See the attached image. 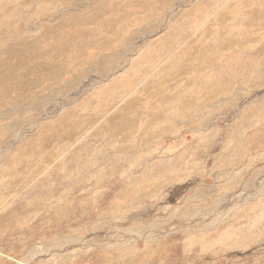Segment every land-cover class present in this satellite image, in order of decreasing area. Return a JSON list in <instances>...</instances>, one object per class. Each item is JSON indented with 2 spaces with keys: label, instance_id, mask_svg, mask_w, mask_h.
<instances>
[{
  "label": "rangeland",
  "instance_id": "rangeland-1",
  "mask_svg": "<svg viewBox=\"0 0 264 264\" xmlns=\"http://www.w3.org/2000/svg\"><path fill=\"white\" fill-rule=\"evenodd\" d=\"M1 13L0 43L34 35L45 49L75 35L41 60L50 68L0 101V264H264V0H0ZM101 39L118 45L110 72ZM198 63L188 116L124 141L97 133L121 109L134 122L137 94L190 83ZM58 68L62 89L28 101L39 94L29 85L59 83ZM126 78L103 118L72 141L53 140L65 113L105 108L111 85ZM168 94L162 109L171 113L179 94ZM15 96L19 106L6 104ZM111 118L118 126L124 115ZM49 138L42 154L54 159L30 174L23 161ZM151 181L159 186L134 188Z\"/></svg>",
  "mask_w": 264,
  "mask_h": 264
},
{
  "label": "bare ground",
  "instance_id": "bare-ground-1",
  "mask_svg": "<svg viewBox=\"0 0 264 264\" xmlns=\"http://www.w3.org/2000/svg\"><path fill=\"white\" fill-rule=\"evenodd\" d=\"M2 13L0 14V16L3 15ZM95 19L96 18L94 17V21ZM72 20L75 21L76 18L73 17ZM102 24H104V27H106L108 23L107 21L104 20ZM5 32L6 30L2 29L0 31V35H3L5 37L6 35ZM74 35H75L74 31H67L64 36L62 37L58 36L54 38V40L51 39L49 42V45L45 49L42 48L41 45L39 46L38 41L35 40L37 36H34V35L31 37H28V36L25 37L24 35H20L16 37H8L3 42H1L0 43V60L4 59V57H10L14 59V61H11L9 63H0V81L3 83V86L0 87V101H6L10 99L18 89H20L24 85L29 84L32 80L33 74L39 71H42V67L50 68L51 65L49 63H43V61L41 60H43L45 57H51L50 56L51 52H52V56L56 55L55 53L58 51L59 48L68 49L69 48L68 44L70 43L69 38L73 37ZM32 40H35V41H32ZM102 42H103L102 44H98L100 42H95L97 43L96 49L98 51H106V50L111 51L112 58L107 60L106 63H104V70H106L107 72H110L113 69V67L116 66L113 63L116 62L115 59H117V56L119 55V49L117 48L118 45L113 44L109 41H105V39ZM28 45H30L29 48H28ZM85 46L86 45H83L81 47L82 50L85 48ZM27 48L28 50L25 51ZM206 48L207 47L205 45L201 46L202 50ZM202 53L203 52H201L200 54ZM62 56L67 57V55H62ZM69 56L72 57L73 55L70 54ZM91 56H94V54H91ZM56 57H59V56H55L51 58L54 59ZM160 58H161V55H158L155 64L151 65L150 68H147L145 70V74H149L151 72V70L160 61ZM110 60L112 62H109ZM37 62H42V64L37 65L36 64ZM190 68H193L197 74V77L192 79L190 83H186L185 85H180V87L177 88L176 90H174L173 88H170V86H164V85L159 86L158 83H152V84H149L148 88L145 90L146 92L150 94L148 98L147 96H143L141 94L136 95L134 104L136 106L143 107V110L140 113H136L134 115V122H136V124L134 122H131V118L127 115V113L125 112V109H121L117 113H121L124 115V119L122 120V123L116 126L111 117L117 113L110 114V116L108 117L109 119L103 122V124L98 128L97 133L103 132V135H105L107 138L124 141V140H127L130 136H133L134 131H140L143 128H144L143 130H145L146 132L152 131L150 130V128H152L153 125L159 120L168 121L174 118L183 119V117L188 116V113L190 114L194 111V110L190 111L191 107L188 105V103H190L189 96L191 95V92L193 93L195 91L194 87H195V84L198 83V81H200V73H201V66L199 65V63L195 66L191 65ZM62 71H64L63 68H58L56 69V72L53 74L54 78L59 81V83H56L55 86H46V87L41 86V81H36L35 83L29 85L28 89L32 87H36L35 90H38L39 94H37L36 96L34 92L30 93V97L28 101H34L36 98L42 97L44 94H46L47 91H51L53 87L62 89L63 84H65L63 83L62 79L60 80V76H61L60 72ZM114 84H112L111 87H115V88H111L112 90L111 89L109 90V94L107 98H105V100L107 101V106L105 108L94 110L91 105H89L88 109H86V107L84 106L80 108V110H82L80 111L81 114L79 113L78 110L68 111L67 113L64 114V116L57 123L53 124V127L51 129V132H52L51 136L52 138H54L53 140L56 141L58 139V142H61L60 140L72 141L75 137L82 135V133H84L85 130H87L91 125L99 121V119L103 118L105 114L108 111H110L113 108V106H115L116 102L118 101V100L110 99V96L113 94L114 91H116L117 87L120 85H122V87H126L125 88V91H126L128 86L130 85V79L126 78L125 80L114 82ZM133 88L135 87H132L130 90L132 91ZM171 90L174 93L179 94V95L176 96L172 102L168 103L170 107L173 109L172 112L166 113L165 111H163L162 106H163L164 100H167L169 98L168 93ZM181 91H184V94ZM124 95L125 93L123 95H119V98L121 99ZM142 97H144L145 99H142ZM20 99H21L20 96H15V99H13L14 101L6 102V104L12 107H17L19 106L18 100ZM3 105L4 103L0 102V107H3ZM78 114H80V116L86 120L85 124H78L74 120V118ZM55 125L60 126V128L58 127L54 128ZM123 125H130V126L127 129L122 130L121 132H117V129H118L117 127H121ZM48 143L50 145L51 143L50 138L47 141L39 140L36 146L38 147L37 148L38 153L33 154L30 159H26L23 161L25 165L24 167H26L27 170H31L30 174L38 173L40 171L39 169L41 166H45L46 164H49L54 159L55 153L51 152L48 154H42V151L46 149V147L48 146ZM63 148H64L63 145H59L56 147L58 151L62 150ZM37 158L39 159L36 160ZM35 162H41V163L44 162V163L43 165H39V166L36 165L34 168L33 165ZM97 162H99V159H96L94 161L91 160L88 167H91ZM145 180L146 179H144V181ZM158 186H159L158 183H153L151 181L149 185L146 183L143 184L142 182L141 185L139 184V186H137L135 183L134 188H138L142 190V189H147L148 187L154 189V188H157ZM142 196L144 195H141L139 197H142ZM132 198L134 199L133 195H132ZM135 198L137 199L138 196L135 195Z\"/></svg>",
  "mask_w": 264,
  "mask_h": 264
}]
</instances>
